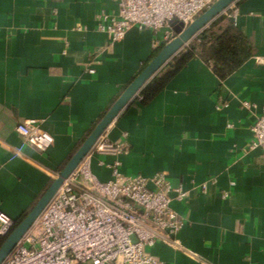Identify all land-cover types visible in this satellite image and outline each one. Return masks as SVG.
Returning a JSON list of instances; mask_svg holds the SVG:
<instances>
[{
	"label": "crops",
	"instance_id": "crops-1",
	"mask_svg": "<svg viewBox=\"0 0 264 264\" xmlns=\"http://www.w3.org/2000/svg\"><path fill=\"white\" fill-rule=\"evenodd\" d=\"M118 8V0H0V208L15 219L154 56L165 29L133 26L118 42L98 29L97 14ZM219 17L220 28L232 22L249 39L252 56L225 79L206 57L190 58L152 100L134 99L106 129L112 141L125 136L129 151L92 158L101 180L119 161L124 173L164 171L187 190L172 206L196 256L158 242L151 250L164 264H264V160L260 149L241 150L264 105V0H238ZM30 118L54 136L48 149L18 133Z\"/></svg>",
	"mask_w": 264,
	"mask_h": 264
},
{
	"label": "built area",
	"instance_id": "built-area-1",
	"mask_svg": "<svg viewBox=\"0 0 264 264\" xmlns=\"http://www.w3.org/2000/svg\"><path fill=\"white\" fill-rule=\"evenodd\" d=\"M214 1L118 0L116 12L97 14L98 29L107 33L111 42L121 41L133 26L165 29L153 39V47L158 48L175 36L174 21L186 27ZM235 16L236 11L231 13ZM243 105L251 106L246 100ZM250 128L252 137L241 150L260 149L264 160V105ZM17 131L24 143L39 150L54 144V136L35 118L21 122ZM22 149L23 145L14 148L13 156ZM128 151L125 136L112 141L104 133L2 264H164L151 250L158 242L195 257L179 236L185 220L172 206L174 200L188 196L182 185H174L164 171L151 176L124 173L119 161L109 165L112 177L108 180L92 171L94 155ZM207 184H201L203 191ZM229 195V191L223 193ZM15 223V218L0 208V245Z\"/></svg>",
	"mask_w": 264,
	"mask_h": 264
},
{
	"label": "water",
	"instance_id": "water-1",
	"mask_svg": "<svg viewBox=\"0 0 264 264\" xmlns=\"http://www.w3.org/2000/svg\"><path fill=\"white\" fill-rule=\"evenodd\" d=\"M237 1L238 0H215L186 27H184L182 22H173L175 36L162 45L156 55L116 98L110 108L95 124L91 132H89L86 138L76 148L37 203L20 221H18L11 232L6 236L5 240L0 245V264H2L15 249L25 233L57 193L65 179H67L78 167L80 162L93 148L97 140L105 133L110 124L120 115L128 104L138 97L144 85L155 76L171 58L185 49L200 32L227 10L230 5Z\"/></svg>",
	"mask_w": 264,
	"mask_h": 264
},
{
	"label": "trees",
	"instance_id": "trees-1",
	"mask_svg": "<svg viewBox=\"0 0 264 264\" xmlns=\"http://www.w3.org/2000/svg\"><path fill=\"white\" fill-rule=\"evenodd\" d=\"M222 19V17H218L211 22L185 49L171 58L167 64L144 85L137 100L142 103H147L152 100L187 61L195 56L206 57L213 71L222 79H225L242 66L253 54L251 43L232 22L225 28H220L219 24ZM162 45L156 49L154 56ZM166 67L168 68L164 70ZM25 215L26 214L16 219L15 225Z\"/></svg>",
	"mask_w": 264,
	"mask_h": 264
}]
</instances>
